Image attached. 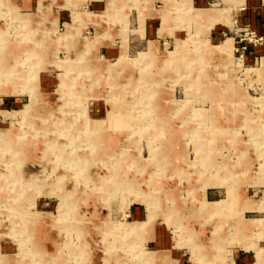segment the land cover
<instances>
[{
    "label": "rangeland",
    "instance_id": "374dc122",
    "mask_svg": "<svg viewBox=\"0 0 264 264\" xmlns=\"http://www.w3.org/2000/svg\"><path fill=\"white\" fill-rule=\"evenodd\" d=\"M242 8L264 20V0H0V264H264Z\"/></svg>",
    "mask_w": 264,
    "mask_h": 264
},
{
    "label": "crops",
    "instance_id": "0c3cea01",
    "mask_svg": "<svg viewBox=\"0 0 264 264\" xmlns=\"http://www.w3.org/2000/svg\"><path fill=\"white\" fill-rule=\"evenodd\" d=\"M207 0H200V2H205ZM254 5V4H253ZM254 7V6H253ZM242 8V14H241V20L245 22L247 25H252L253 29H255L260 35L264 36V20H261L259 18L260 11L253 12V21L251 20V16H249V13L246 11V8L243 10ZM253 10H257L256 8H253ZM244 11V12H243ZM221 38H223L222 35H224V32H222V28L219 32H216ZM257 53L259 55L260 65L264 66V44L261 46ZM133 216L141 218V208H134L132 211ZM240 264H251V259L249 256L244 255L241 257V260L239 262Z\"/></svg>",
    "mask_w": 264,
    "mask_h": 264
},
{
    "label": "built area",
    "instance_id": "2783aa9c",
    "mask_svg": "<svg viewBox=\"0 0 264 264\" xmlns=\"http://www.w3.org/2000/svg\"><path fill=\"white\" fill-rule=\"evenodd\" d=\"M237 33L239 34V44L237 47L235 46L236 52L241 51L244 53L250 48L259 47L264 42V36L260 35L257 31L252 30L250 25L240 29Z\"/></svg>",
    "mask_w": 264,
    "mask_h": 264
},
{
    "label": "bare ground",
    "instance_id": "6f19581e",
    "mask_svg": "<svg viewBox=\"0 0 264 264\" xmlns=\"http://www.w3.org/2000/svg\"><path fill=\"white\" fill-rule=\"evenodd\" d=\"M103 137V136H102ZM112 149V148H111ZM184 212V211H183ZM185 213V212H184Z\"/></svg>",
    "mask_w": 264,
    "mask_h": 264
}]
</instances>
